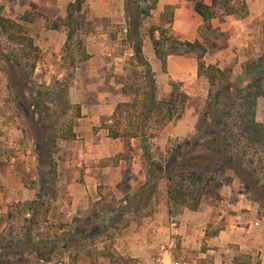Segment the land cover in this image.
Segmentation results:
<instances>
[{
    "label": "trees",
    "instance_id": "obj_1",
    "mask_svg": "<svg viewBox=\"0 0 264 264\" xmlns=\"http://www.w3.org/2000/svg\"><path fill=\"white\" fill-rule=\"evenodd\" d=\"M159 0H125L127 30L125 44L133 51L129 66L134 68V79L118 78L122 93L132 101L118 103L113 114L102 121L99 129L108 132L109 138L128 144L120 160L130 162L136 149L131 141L140 142L143 151L142 166L146 181L130 192L123 200L102 197L93 204L92 210L77 214L70 221L61 223L55 235L38 234L36 229L54 228L50 213L58 199V163L61 142L77 139L75 129L82 118V108L70 101L72 78H54L50 85L38 82L35 76L41 50L29 34L25 24L12 20L0 12V55L5 63L8 89L12 101L27 122L34 140L37 168L27 174V184L36 191L34 200L11 206L1 222L11 224L16 214L25 215L20 234L3 229L0 232V264H28L23 257L34 255L39 262L51 263L52 255L59 251H74L72 263H78L80 254L87 249L89 264H99L106 259L109 264H139L138 260L123 257L113 250V237L102 250L97 241L107 233L105 224L128 225L126 217H152L158 204L160 188L166 184L170 204L169 213L176 215L181 209L198 211L214 177L220 172H229L244 184L251 199L259 204V216L264 218V124L257 119L258 105L264 97V47L256 59L243 64V75L235 78L233 69L208 65L205 61L207 45L215 33L213 20L217 12L223 16L239 13L234 0H212L207 5L203 0H192L195 11L202 18L200 40L182 41L173 29V7H167L160 24L143 33L145 20L151 17ZM244 0L243 7L245 8ZM85 0H76L67 6L63 24L55 22L50 27L67 29L65 50L76 41L79 22L77 16L83 11ZM22 21L28 22L27 19ZM149 38L161 70L167 75L165 87L158 85L157 75L144 53L145 39ZM3 45H6L7 52ZM11 47H14L11 49ZM16 47V48H15ZM82 61L88 59L83 42H78ZM171 56L195 59L197 79L209 85L206 105L199 117L194 132L184 139H169L167 145L154 148L153 141L169 124L183 118L190 96L183 84L168 75V59ZM138 69H142L140 74ZM35 178V179H34ZM219 186V183L216 184ZM19 210V212H15ZM125 222V223H124ZM113 226H111L112 228ZM41 233V232H39ZM105 242V241H103ZM233 264H260L252 255L240 253Z\"/></svg>",
    "mask_w": 264,
    "mask_h": 264
},
{
    "label": "crops",
    "instance_id": "obj_2",
    "mask_svg": "<svg viewBox=\"0 0 264 264\" xmlns=\"http://www.w3.org/2000/svg\"><path fill=\"white\" fill-rule=\"evenodd\" d=\"M75 1L76 0H53L54 12L58 10L60 14H58L57 17L51 16L49 19H54V21L58 20V23L63 24L67 17V6ZM113 1L114 0H110V2ZM204 3L211 5L212 0H204ZM243 5L244 0L233 1V6L237 10L242 8ZM245 5L249 11L246 17H239L237 14H235L236 16H223L217 12L213 20L214 32H219L221 29H229L232 31V38L234 36V38L241 37L243 39H251L250 36L254 31L252 22L255 21V18L258 16L257 14L261 12V8L262 10L264 9V0H247ZM167 7H173L174 9L173 29L176 35L182 41L194 42L200 40L199 30L203 25V20L195 11L194 1L159 0L156 9L152 11V13L155 11L159 13V22ZM117 13V16L114 14H107L101 15V17L113 24H125L126 26L125 0H119ZM219 18H224L223 22H226L223 24L222 28L220 27L218 30L219 26L216 22ZM126 30L127 26L124 28L125 34ZM52 33H61L62 36H66L67 41L66 27L62 26L59 30H53L50 27L48 30L43 28L41 35L47 38L53 35ZM144 42V53L150 61L154 71H156L161 68L159 60L155 56L157 62H155L156 65H154L150 57L147 56L148 50H153L152 44L149 49L150 46L147 47L146 39ZM236 43L237 41L231 42L228 46H224L223 48L221 46H215V48L212 49L213 42L210 41L207 45V53L204 58L206 63L208 65H217L221 69L230 67L233 69L235 78L241 77L243 75V64L249 59L242 48H247L249 43L245 41L239 44ZM188 61L192 69L195 70L197 79L196 60L179 56L169 57L168 75L176 82L180 81V77H183L182 73L187 70ZM175 64H177L178 69L174 72ZM156 66H158V68H156ZM43 67L48 69L51 66L49 62H45L43 63ZM54 78L60 79L57 76H53L52 81ZM49 83L50 82H47L45 85L48 86L50 85ZM198 83L207 89L204 90L202 94H187L190 96V99H194L195 97L201 99L200 97H202L203 108L208 98L209 85L199 81ZM116 84L118 83L116 82ZM120 86L121 91L116 105L121 102L132 101L131 97L123 95L122 85ZM72 88L73 85L71 90ZM71 90L70 101L74 104ZM103 97L104 96L100 94L96 96L98 102L93 103L92 114L85 113L86 108L81 101L74 104L80 105L82 108V118L79 120V125L75 129L77 139L71 142L60 143L62 150L64 143H70L69 145H72L71 147H74L76 150L73 155L74 158L71 161H68L62 167L60 166V170L58 166V186L62 191L60 195H64L69 199L68 210L76 215L79 211L80 213L81 211H88L92 204L100 201L101 198L104 197V194L97 192L98 187H102L101 185H108L117 189L118 192L116 191L111 198L114 197L118 201H121L130 192L146 181L145 170L142 166L143 151L140 149L139 141H131V146L136 149V152L132 154L133 158L129 163L120 160L116 165H113L114 163L109 166L105 164L106 162L111 163L118 155L125 153L128 149V144L122 140H113L109 138L106 130L99 129L102 126L103 119L110 117L116 107V105H114L112 108L110 107V111L106 110L108 107L102 103ZM263 101L264 97L259 101L257 119L260 123L264 124ZM198 120L191 122L190 126L186 129L179 124L174 131L169 134L170 138L182 139L188 137L194 132ZM32 142L33 158L36 164L33 170H28L30 173L27 172L26 169L21 168V165L24 166L27 163H19L14 156V152L3 153V155L0 153V157L6 154L5 160H3L4 162H0V166H6L7 171L9 169H16V171L22 173L24 177L23 181H20V183L14 187H9L5 184V194L0 193V222L6 218L12 205L35 199L36 191L27 184L28 177L26 175V173L33 174L37 168L33 139ZM28 152L29 151L23 153V156L26 157ZM128 165H132V169H134L131 175L132 181H129V187L126 185L124 186L125 188L128 187L129 191L121 192V183L126 181V179L124 180L123 178L121 169L123 170V168ZM1 167L0 180L4 177V170H2ZM136 174L139 177L135 180L134 175ZM81 179L84 180L83 183H80ZM214 181L219 182V186L213 191L208 189L198 211L194 212L188 209H181L180 212L174 216H171L169 213L170 204L166 192V184H162L160 188V194L162 193V196L161 199H158L154 215L148 218L145 217V214L139 218L131 216L126 217L129 219L128 225L118 231L111 241L113 250L123 257L138 260L139 264H158V260L162 257L166 263L172 259H177L184 264H233L235 256L240 253L252 255L256 261H259L260 264H264V218L259 216V204L251 199L248 188L233 174L229 172H220L215 175ZM8 188L11 189V191L7 194ZM117 196L121 197L118 198ZM5 228L6 225H2L1 231ZM175 237L178 239L176 247L170 252V255L163 254L160 250L161 246L169 244L171 239L176 241ZM105 244H109V242H102L103 248ZM104 261L109 264L108 260L104 259Z\"/></svg>",
    "mask_w": 264,
    "mask_h": 264
},
{
    "label": "rangeland",
    "instance_id": "obj_3",
    "mask_svg": "<svg viewBox=\"0 0 264 264\" xmlns=\"http://www.w3.org/2000/svg\"><path fill=\"white\" fill-rule=\"evenodd\" d=\"M51 1V2H49ZM1 0L0 3V12L3 16L10 18L12 20L21 22L25 24L29 34L34 38L37 46L41 50V58L37 64V69L35 71V76L38 78L40 84L45 85L47 82L51 84L52 77L57 76L61 80L66 78L67 72L73 75L71 90L72 101L74 104H77L81 101L85 106V113H93V103L98 102L96 96L98 94L104 96L103 104L107 105L106 110H111L112 106L116 105L119 100V95L121 91V86L116 84L118 78L124 76L125 79H134L135 75L133 74L134 68L129 66V61L132 58L133 51L131 50L129 44H125V31L124 25H116L105 19H102L101 15H118V5L119 0H86L85 7L81 13L78 14L77 18L79 21V30L76 36V41L71 45V49L65 50V41L66 36H62L61 33H52L53 35L49 37L42 36V29H47L52 26L53 23L58 22L54 19H49L51 16L57 17L60 12L55 10L53 0ZM204 1V0H203ZM221 14L220 12H218ZM43 14V15H41ZM249 11L247 7L239 8V17L248 16ZM258 16L255 18V21L252 22V27L254 29L251 34V39H243L241 37L232 38V31L229 29H221L219 32H215L212 36L213 46H221L222 48L228 46L231 42H236V44L241 43L242 41L248 42V47H243L245 55L249 58L248 60L256 59L262 53V48L264 47V9ZM220 16V15H219ZM222 16V15H221ZM236 16V15H235ZM159 13L153 12L152 17L147 19L144 22L143 33L146 34L151 26L160 24L159 22ZM27 19L28 22L22 21ZM117 18V17H116ZM224 18H219L216 24L219 28L223 26L226 22H223ZM83 42V50L88 54V59L82 61V52L78 48V42ZM3 41H0V43ZM64 42V43H63ZM146 45L151 48V42L149 38H146ZM3 49L7 52L6 45H3ZM14 47H11V49ZM16 48V47H15ZM240 48V47H236ZM238 50V49H237ZM235 52V49H234ZM147 56L150 57L151 61L155 64L157 62L154 52L152 49L148 50ZM238 60V59H237ZM247 60V61H248ZM246 61V62H247ZM50 63L48 69L43 67V63ZM181 67V66H180ZM5 63L0 55V153L14 152V156L17 158V161L21 165L22 169L33 170L36 164L33 158V142L32 137L27 127V122L22 114L18 111L17 106L12 101L10 97V92L8 89V79L4 71ZM158 68V66H156ZM178 66L175 64L174 72L177 71ZM138 73L142 72V69L137 70ZM157 83L160 86L165 87V91L169 90V87L166 85L167 75L163 74L161 68L157 69ZM183 77H180V81L183 84V89L186 93H195L202 94L205 87L198 83V80L195 76V70L192 69L188 61L187 70L182 73ZM198 99H190L189 103L186 105L185 113L183 118L179 121L169 124L162 132L159 133L157 139L153 141L155 145L154 148L162 147L164 148L167 145L169 134L174 131V129L181 124L183 128L190 126L191 122L198 120L201 116V113L204 109L202 97ZM264 104V101H263ZM98 105V104H97ZM111 107V108H110ZM201 108V110H200ZM184 122V123H182ZM171 139V138H170ZM174 140L176 138H173ZM180 139V138H178ZM184 139V138H182ZM70 144V143H69ZM63 144L62 152L56 157L59 170L60 166L62 167L68 161H71L74 158V153L76 152L72 145ZM28 152L26 157L23 156V153ZM6 156V154H4ZM5 156H1L0 162H4ZM116 159H113L111 163H115ZM17 166V165H16ZM1 167V166H0ZM3 179L0 180V193L5 194V184L9 187H14L20 181H23V174L15 170H6L7 167L2 165ZM62 170V168H61ZM132 165L124 167L123 178L124 181L121 183L120 191L128 192L129 181H132L131 175L133 174ZM138 172V171H137ZM144 172V171H143ZM139 176L134 175L135 180ZM83 179L80 180V183H83ZM219 182L215 181V184H211V191L217 188L216 184ZM128 187H124V186ZM58 186V183H57ZM98 187L97 192L104 194L108 198V201L111 200V196L115 194L118 190L114 189L108 185H101ZM115 186V185H114ZM59 187V186H58ZM58 199L54 205V209L50 213V222L54 225V228H42V231L34 232L36 242L40 240L41 237L37 236L38 234H43L44 237L48 235H55L58 230V226L61 223L70 221L76 214L68 210L69 199L64 195H60L62 192L60 187ZM11 191L8 188L7 194ZM162 193L160 194L161 199ZM120 198L121 196H117ZM93 204L89 210H92ZM88 211H81V214L84 215ZM15 212H19V210ZM80 214V211L79 213ZM145 214V213H143ZM24 217L25 215L16 214V218L11 224H2L0 222V232L2 225H6L7 229L13 230L15 234H20L21 228L24 226ZM125 220H129L126 218ZM125 223V222H124ZM109 229L101 239L97 241V248L102 250V242L108 241V236L114 237L118 231L122 230L121 225L111 223L105 224ZM111 226H113L111 228ZM41 232V233H39ZM176 238V243L178 244V239ZM109 242V241H108ZM110 243V242H109ZM112 243V242H111ZM87 249L83 250L80 254V260L75 264H89L90 258L86 256ZM74 251H59L52 255L51 263L39 262L34 255H25L23 258L27 260L28 264H74L70 256H74ZM256 261V259H254ZM99 264H107L104 259H100Z\"/></svg>",
    "mask_w": 264,
    "mask_h": 264
},
{
    "label": "built area",
    "instance_id": "obj_4",
    "mask_svg": "<svg viewBox=\"0 0 264 264\" xmlns=\"http://www.w3.org/2000/svg\"><path fill=\"white\" fill-rule=\"evenodd\" d=\"M176 247V241L174 239H171V241L169 242V244L167 245H162L160 250L163 254H169L170 252ZM158 264H184L181 261L177 260V259H172L170 260L168 263H166L162 258H160L158 260Z\"/></svg>",
    "mask_w": 264,
    "mask_h": 264
}]
</instances>
